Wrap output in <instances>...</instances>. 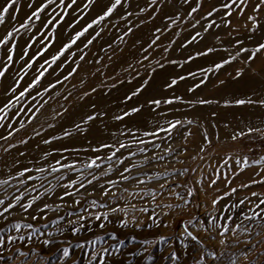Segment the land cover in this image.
I'll list each match as a JSON object with an SVG mask.
<instances>
[{
  "label": "rangeland",
  "instance_id": "374dc122",
  "mask_svg": "<svg viewBox=\"0 0 264 264\" xmlns=\"http://www.w3.org/2000/svg\"><path fill=\"white\" fill-rule=\"evenodd\" d=\"M261 45L262 0H16L0 264H264Z\"/></svg>",
  "mask_w": 264,
  "mask_h": 264
},
{
  "label": "snow or ice",
  "instance_id": "6c2138e0",
  "mask_svg": "<svg viewBox=\"0 0 264 264\" xmlns=\"http://www.w3.org/2000/svg\"><path fill=\"white\" fill-rule=\"evenodd\" d=\"M262 2H264V0H262ZM16 3V0H10V3H8L6 6L3 7L2 10H0V23L4 22V16L5 14L8 13L9 9L13 7V5ZM117 3H119V0H117ZM109 12H111V9H109ZM89 27H91V25H89ZM79 35H83V33H80ZM9 36H11V33H9ZM260 48H264V45H261ZM257 51H259V49H257ZM9 59H11V57H9ZM55 59V58H54ZM219 67V66H217ZM3 73H0V75H2ZM159 103V102H156ZM238 103H244V101H238ZM89 167H91V165H89ZM262 203H264V201H261ZM0 203H3L2 201H0ZM30 207V205L28 206ZM9 211L8 208L4 209V212ZM25 211H27V207H25ZM3 212H0V216H3ZM21 255H24L23 253H21ZM65 255H67V252H65Z\"/></svg>",
  "mask_w": 264,
  "mask_h": 264
}]
</instances>
